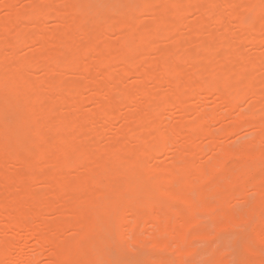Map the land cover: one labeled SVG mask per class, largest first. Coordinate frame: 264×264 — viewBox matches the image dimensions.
Masks as SVG:
<instances>
[{
    "label": "bare ground",
    "instance_id": "bare-ground-1",
    "mask_svg": "<svg viewBox=\"0 0 264 264\" xmlns=\"http://www.w3.org/2000/svg\"><path fill=\"white\" fill-rule=\"evenodd\" d=\"M17 1H7L10 18L0 19V264H36L38 258L107 264L123 238L150 239L179 253L175 260L155 254L133 264H230L233 243L221 239L223 231L244 244L237 264H264V52L241 49L245 43L257 51L264 45L257 35L264 34V0H29L20 9ZM91 15L97 17L90 23ZM190 15L197 21L188 34L204 39L192 46L196 51L178 55L163 41H184L180 29ZM40 18L55 20V29L43 28ZM244 19L236 42L214 32ZM23 46L33 53L20 60ZM151 53L158 60L146 56ZM38 70L44 73L33 81ZM76 74L84 81L71 79ZM128 76L134 81L125 90ZM246 96L260 100L214 130L220 117L206 101L215 98L234 110ZM117 97L127 115H116ZM84 105L93 106L87 118ZM8 106L26 115L5 120ZM165 111L194 113L195 119L182 116L177 123L171 120L175 112L164 118ZM116 117L123 123L100 147L98 139ZM55 121L60 126L52 131ZM245 128L252 133L236 139L239 146L220 144L218 136L236 137ZM160 154L169 161L155 166ZM17 165L21 171L13 174ZM251 189L253 197L246 195ZM160 193L166 200L158 205ZM131 196L152 202L140 206ZM242 225L248 226L243 232L252 228L241 245V231L236 238L234 233ZM219 239L224 245L214 242L203 250L207 259L191 260L199 253L193 249L197 240L207 246ZM30 248L36 259L27 256ZM119 258L114 262L132 264Z\"/></svg>",
    "mask_w": 264,
    "mask_h": 264
},
{
    "label": "rangeland",
    "instance_id": "rangeland-1",
    "mask_svg": "<svg viewBox=\"0 0 264 264\" xmlns=\"http://www.w3.org/2000/svg\"><path fill=\"white\" fill-rule=\"evenodd\" d=\"M7 1L8 0H0V19H2V20H8L9 18H10V16H9V14L7 13V11H5V9L3 8V6L7 3ZM97 0H94V2H96ZM98 1H100V0H98ZM146 1H149V2H153V0H146ZM213 1V0H212ZM214 1H216V2H223L224 0H214ZM19 2V0L17 1V3ZM27 2H29V0H21L20 2H19V4L17 5V8H25L26 6H27V4H29V3H27ZM59 6H61L62 4L61 3H59L58 4ZM29 6V5H28ZM225 12V11H224ZM228 12V11H227ZM227 12H225V13H227ZM95 17H97V15H91L90 16V23H91V21H93L94 19H95ZM145 17H149V18H153L152 16H148V15H145L144 16V21L146 22V21H148V22H146V23H149V22H151V20L150 19H145ZM252 17V15L250 14V15H248V18H251ZM92 19V20H91ZM187 20H189V21H187ZM185 22H187V24L184 22V24H186V25H184V26H182L181 27V29H180V32H181V35H182V38H186V39H184V41H182L181 43H179V44H169L170 42H169V40H166L165 39V42L163 41V45L165 46V43H167V45H168V47H174L175 48V50H176V52H177V54L178 55H181V54H183L184 52H186V50H191L194 46H195V48H197L196 46H197V44L201 41V39L203 40L204 38H200V40H195V38H192V37H190V34H188L190 31V27H191V25H192V23H193V21H194V23L197 21L196 20V16L194 17L193 15H190V16H188V19H187ZM39 21H41V24H42V27L43 28H45V29H47V30H53V29H55V27H56V25H57V22L55 21V20H53V19H46V18H40V20ZM189 23H190V25H189ZM193 23V24H194ZM234 23H237V22H235V21H232L231 23H230V25H228V26H226L225 27V29H220V31H219V27H217V26H215V25H212V29H213V27L215 28V27H217V30L215 29L214 30V32L216 31L217 32V34H218V36H221V35H225V37L227 38V39H230V40H234L235 42H236V39L238 40V39H240L239 38V36H241V35H243L242 33V31L241 30H243V28H246V25H245V19L244 20H242L239 24H236V26L238 25V27H236L235 25H234ZM188 25V26H187ZM189 29V30H188ZM245 30V29H244ZM220 32V33H219ZM188 34V35H187ZM184 35V36H183ZM185 35H187V36H189V37H187V36H185ZM258 35V37H260V38H263V36H264V34L263 33H258L257 34ZM109 36H112V39H114L116 36H118V35H109ZM111 38V37H110ZM116 39V38H115ZM199 39V38H198ZM158 40H161V37H159L157 40H156V43L157 44H159V45H161V46H163L161 43H158V42H162V41H158ZM182 40V39H181ZM190 40H192V41H190ZM215 40V39H214ZM196 41V42H195ZM194 45V46H193ZM243 45V44H242ZM241 45V49H243L242 51L243 52H246L245 54H247L248 52L250 53V52H254L255 54H260L261 52H264V45H261L260 47H259V51H257L256 49H254V48H252L250 45H248V44H244L243 46ZM193 46V47H192ZM167 47V46H166ZM186 47L188 48V49H186ZM185 48V49H184ZM194 49V48H193ZM197 49H194V51H196ZM254 50H256L257 52H259V53H256ZM184 51V52H183ZM191 51H193V50H191ZM261 51V52H260ZM33 53V51L31 50V48H29V47H27V46H23V47H21L20 48V50H19V52H18V59H20V60H23L24 58L26 59V58H28L29 56H31L32 55V53ZM183 52V53H182ZM252 52V53H253ZM201 53V54H200ZM3 54V53H2ZM199 54L200 55H202L203 53L201 52V51H199ZM4 55V54H3ZM3 55H1V56H3ZM147 57H156L155 58V61L156 60H158V55L157 54H155V53H151L150 55H146ZM145 57V56H144ZM151 57V58H152ZM154 58L151 60V61H153L154 60ZM148 59V58H147ZM150 59V58H149ZM149 59H148V61H149ZM1 60V59H0ZM264 70L262 69L261 70V72H260V74L262 75V76H264V72H263ZM43 71H40V70H38L36 73H34L33 75L34 76H32V80L33 81H38V80H40L41 79V77H42V75H43ZM94 75V74H93ZM93 75H91V76H93ZM90 76V77H91ZM89 77V78H90ZM99 77H101L100 75H98V78ZM84 77L83 76H80V75H74L73 77H71V79H73V80H80L81 79V81H84V80H82ZM87 78V77H86ZM89 78H87L86 80H88ZM125 80L126 81H124V84H123V88L125 89V90H127L130 86H131V82H133L134 81V78H132V77H126L125 78ZM165 89V88H164ZM6 90H4V92H5ZM257 96H246L245 98V100H246V102L245 103H242L241 104V106L240 107H238L237 109H234V110H230V108L228 107V106H226V105H220V103L215 99V98H211V99H209L208 101H206V106H207V108H208V110H210V109H216V112H217V115H218V117H220L218 120L219 121H217L216 123H214L213 124V126H212V128L214 129V130H218V132H219V129H220V127L222 126V124H228V123H231V122H233V121H236L238 118H241L242 116H244L243 114L245 113V112H249L248 110H249V108L248 107H250L254 102L253 101H256V100H260V98H256ZM118 99H117V104L119 105L118 106V111H116L117 113H116V115H118L119 116V114H126V112L129 110V108L126 106V104L124 103V102H122L121 101V99L119 98V97H117ZM233 101L235 100V98H233L232 99ZM200 101L201 102H204L202 99H200ZM243 102H244V100H243ZM253 102V103H252ZM258 102V101H257ZM255 104V103H254ZM90 105V104H89ZM89 105H84L83 106V111H82V114H83V117L84 118H87V117H89V115H90V112L91 111H89L93 106L91 105V106H89ZM10 107L8 106V107H6V111H2L3 112V114H2V116L4 117V119L5 120H13L14 118H19V117H21V116H25L26 115V113H25V111H10ZM63 109V108H62ZM61 109V110H62ZM64 111L66 112V110L64 109ZM64 111H61L59 114L61 115V116H65V115H67V113H65ZM11 112V113H10ZM59 112V111H58ZM68 112V111H67ZM129 112V111H128ZM173 113V112H175V111H169V114L171 115V113ZM178 112V111H177ZM182 112V111H181ZM8 113V114H7ZM176 113V112H175ZM173 114V116H172V118H171V120H173V121H175V122H179L181 119H183L182 118V116H185V118H187L188 120H191V118H194L195 119V114L194 113H191V115H189V116H187L185 113H182V116H181V114H180V112H178L179 114H180V116H179V114ZM19 114H21V116H18ZM257 114H259V113H257ZM11 116V117H9V116ZM58 115V114H57ZM115 115V116H116ZM122 115H121V118H122ZM127 115V114H126ZM125 115V116H126ZM163 115V117L165 118H168L167 116H170V115H168V113H166V111H165V113H163L162 114ZM8 116V117H7ZM18 116V117H17ZM170 116V117H171ZM169 117V118H170ZM221 118H223V119H221ZM117 119H120V118H114V123H113V125L111 126V127H109V128H106L103 132H102V136L100 137L101 139H98V142L100 143V144H98V145H100V147H104V145L106 146V144L108 145L109 144V141H112L113 140V138H114V136H115V133H116V129L117 128H119L120 126H121V124L123 123H121V121L120 120H116ZM193 119V120H194ZM122 121H123V118L121 119ZM170 120V124L171 125H174L175 124V122H173V121H171ZM171 122H173V123H171ZM60 123L59 122H57V121H55V122H53L52 123V125H51V130L52 131H55L56 129H58L59 128V125ZM244 130H246V131H243V129H242V131H240V134H239V136H236V137H224V136H218V140H219V142H220V144L221 145H224V146H232V145H236V146H239V142L240 141H237L236 139H239V137H243V136H246L247 135V133H249V134H251L252 132H250V131H252V129H248V128H245ZM112 138V139H111ZM200 141V140H199ZM236 141H237V143H236ZM107 142V143H106ZM197 142V141H196ZM206 142V141H205ZM201 143H204V142H202V141H200V143L199 144H201ZM204 144H206V143H204ZM262 146L264 147V141H263V144H262ZM209 154H207L206 155V157L205 158H207V156H208ZM160 157L159 158H157L154 162H155V166L156 165H161V164H167L168 163V158L165 156V154H160L159 155ZM152 162V161H151ZM150 162V166H151V164H154V163H151ZM262 162H263V164H264V158L262 159ZM153 167H154V165H152ZM13 166H11V172H13V174L16 172V174L18 173V172H20L21 171V169H19L20 167L17 165V166H14V168H12ZM10 172V173H11ZM32 183V182H31ZM34 184V185H33ZM33 186H38V187H33V188H36V189H38L39 188V185H38V183H36V182H33ZM12 186H14V189L15 190H19L20 188H21V184L20 183H14V184H12ZM42 187V186H41ZM40 187V188H41ZM254 192V190L253 189H251V190H248L247 191V193H246V195H248V196H250V197H253L255 194L253 193ZM130 199L131 200H134V201H136V203L137 204H139L140 206H148L149 204H150V202H152V200H149V199H146V198H139V199H135L133 196H131L130 197ZM166 200V197L162 194V193H160L157 197H156V199H155V202L158 204V205H160V204H162L164 201ZM49 216H50V218H49ZM48 217L46 216V218L47 219H51V216H53L52 214H50ZM127 216H129V215H127ZM56 217H57V215H56ZM54 219H55V217H54ZM206 219H208V220H206ZM202 221H203V223L205 224H207L208 225V223L211 221V219L210 218H208V217H206V218H204L203 219V217H202V219H201ZM209 225H211V222L209 223ZM247 228H248V226H245V225H242V226H240L239 228H237V229H235V231H236V234L234 233V238H236V236L235 235H237V233L238 232H240L241 231V236L239 235V233H238V237H239V239L240 238H242L243 239V236H244V234H246V233H251L250 231H251V228H250V230H248V232H243V230L245 229L246 231H247ZM235 231H232V232H235ZM74 231H72L71 229H68V230H66V236H70L72 233H73ZM225 232H226V234H225ZM228 232V233H227ZM69 233V234H68ZM225 234V235H224ZM220 235L221 236H223L222 238H221V236H220V238L221 239H224L225 237H227V239L229 240L230 239V242L231 243H233V244H231L232 246H233V251L231 252V254H232V256H231V259H230V256L228 255V257L227 258H229L228 260L231 262L230 264H232V261L231 260H236V259H234V258H236L235 256H237V255H239L240 254V252L243 250H239V248L241 249L242 247H244V241H242V239H240L239 241H242V243H241V245L243 244V246L241 247V246H239V245H236V244H239V242H236V241H238V240H233V237H232V235H230V233H229V231H223V232H221L220 233ZM228 235V236H227ZM229 235H230V237H229ZM0 236H2V234L0 233ZM225 236V237H224ZM229 237V238H228ZM238 239V238H237ZM127 240L128 239H125V238H123V239H120V241H118V242H116V243H114L115 244V247H113L112 248V251L114 250V252L117 254V256H118V258H116V259H114L115 257H117L116 255H115V257H114V255H112V257L110 258V257H108V262H107V264H112L111 262H113V264H116L117 262H114L115 260H118V262H120L119 261V259L121 260V258H119V257H122V258H128L129 260V262H131L132 264L133 263H142V262H145V261H148V260H152V258H153V256H155V254L157 255V254H165L166 256H168L169 258H172V259H177L178 258V256H179V253H178V251L176 250V249H174V250H170V249H168V250H164V249H161L160 247H157V246H155V245H153V243H151L150 242V239L148 240H146L145 242H142V243H136V242H134V241H132V243H131V240H130V242H128L127 243ZM225 240V239H224ZM227 240V241H228ZM244 240V239H243ZM134 242V243H133ZM197 242H199V243H197ZM214 242H216V243H220V244H222V241H220V239L219 240H214V241H212L211 243H207V246L205 247L204 246V244H206V242H204V241H201V240H197L196 241V243H195V246H194V248L193 249H195V250H198V252L199 253H196V254H194V255H192L191 256V260L192 261H197V262H201L200 260H203V258H206L207 257V255H205V254H202V252H203V250H208V248L207 247H209V246H211ZM225 242H226V240H225ZM224 242V243H225ZM236 242V243H235ZM33 242H31L30 243V247H33L32 244ZM127 243V244H126ZM204 243V244H203ZM202 244H203V246L205 247V248H201L202 247ZM215 245V244H214ZM213 245V246H214ZM222 245H224V244H222ZM221 245V246H222ZM228 245H230V243L228 244ZM230 245V246H231ZM217 246V245H216ZM232 246L229 248V250H232ZM130 247V248H129ZM219 247V246H218ZM119 248H121V249H119ZM238 251V252H237ZM36 253L37 251H35V250H33V249H31L30 248V250L28 251V253H27V256L28 257H30V258H32V256H29V255H33V259H36L37 258V256H36V258H35V256H34V253ZM124 252V253H123ZM112 253V252H111ZM204 253V252H203ZM230 252L229 251H227V254H229ZM114 254V253H113ZM139 254V255H138ZM233 254H235L234 256H233ZM120 255V256H119ZM122 255V256H121ZM142 255V256H141ZM130 256H132V258L134 257V260H132L131 258H130ZM136 256H138V257H136ZM146 257V258H145ZM140 258V260H138ZM145 258V259H144ZM207 259V258H206ZM49 259H47V258H41V260L38 258V261H37V263L36 264H49V261H48ZM113 260V261H112ZM135 260H138V262H136ZM140 261H142V262H140ZM233 261V262H234ZM205 262V261H204ZM118 264V263H117ZM234 264H237V260L234 262Z\"/></svg>",
    "mask_w": 264,
    "mask_h": 264
}]
</instances>
